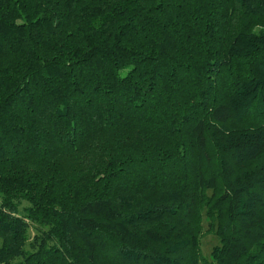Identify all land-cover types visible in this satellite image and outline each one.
<instances>
[{
	"label": "trees",
	"instance_id": "obj_1",
	"mask_svg": "<svg viewBox=\"0 0 264 264\" xmlns=\"http://www.w3.org/2000/svg\"><path fill=\"white\" fill-rule=\"evenodd\" d=\"M0 264H264V0H0Z\"/></svg>",
	"mask_w": 264,
	"mask_h": 264
},
{
	"label": "rangeland",
	"instance_id": "obj_2",
	"mask_svg": "<svg viewBox=\"0 0 264 264\" xmlns=\"http://www.w3.org/2000/svg\"><path fill=\"white\" fill-rule=\"evenodd\" d=\"M25 203L23 202L21 205L23 206ZM207 228V222H203V230ZM30 236L34 234V230L30 229L29 231ZM219 244V240L217 236L213 233H204L200 239V245H201V252L204 256L209 258V254L211 252V249L214 245Z\"/></svg>",
	"mask_w": 264,
	"mask_h": 264
}]
</instances>
